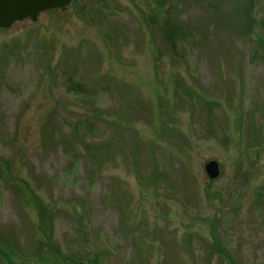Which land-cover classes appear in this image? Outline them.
<instances>
[{
	"label": "rangeland",
	"instance_id": "1",
	"mask_svg": "<svg viewBox=\"0 0 264 264\" xmlns=\"http://www.w3.org/2000/svg\"><path fill=\"white\" fill-rule=\"evenodd\" d=\"M247 4L75 0L0 30V170L27 184L0 177L16 264H264V0Z\"/></svg>",
	"mask_w": 264,
	"mask_h": 264
},
{
	"label": "water",
	"instance_id": "2",
	"mask_svg": "<svg viewBox=\"0 0 264 264\" xmlns=\"http://www.w3.org/2000/svg\"><path fill=\"white\" fill-rule=\"evenodd\" d=\"M75 0H0V30H9L15 24L31 20L37 22L43 13L60 10L66 11ZM205 171L212 181L221 176L220 164L209 160Z\"/></svg>",
	"mask_w": 264,
	"mask_h": 264
},
{
	"label": "trees",
	"instance_id": "3",
	"mask_svg": "<svg viewBox=\"0 0 264 264\" xmlns=\"http://www.w3.org/2000/svg\"><path fill=\"white\" fill-rule=\"evenodd\" d=\"M247 1H248L247 7L251 11L255 7L257 0H247ZM55 11H57V10H54L51 12H55ZM155 12L159 13L158 15H164L165 13H167L163 10V6L160 4L157 5V10ZM246 16L249 19V23H251L253 21L251 14L249 13ZM162 32L165 35V37L168 39V41H170V43H172L171 47L175 51L176 46L174 45L172 40L182 32L181 28L176 23H174L173 21L168 19L166 22H164ZM12 52L13 51L9 50V53H12ZM9 53H7V54H9ZM7 54L3 52V54H2L3 60H6L9 57V55H7ZM69 86L74 91H78L80 93L84 92V88L80 84H74L73 83V84H70ZM4 165H5V168L0 170V177L3 179H6V181L8 183H10L12 187H14V190H16V192H17V190L19 192H21V190L19 188L21 187V185H25V187H27L26 182L24 184L22 182L16 181L14 176H13L11 168L9 169V167H10L9 164L7 162H5ZM29 195H30V200L33 202V206L38 211V215H39L40 220H41L40 222L47 225V226H50V224H47V223L48 222L51 223L49 218H50V214L52 212L35 194L29 192ZM0 255L3 258V260L6 261V263L16 264L15 261H13V259L11 258V255H9L1 247H0Z\"/></svg>",
	"mask_w": 264,
	"mask_h": 264
}]
</instances>
